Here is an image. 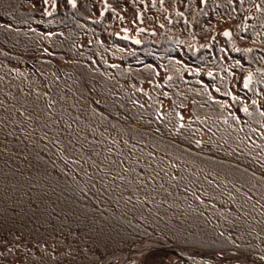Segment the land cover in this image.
<instances>
[{
    "label": "trees",
    "instance_id": "16d2710c",
    "mask_svg": "<svg viewBox=\"0 0 264 264\" xmlns=\"http://www.w3.org/2000/svg\"><path fill=\"white\" fill-rule=\"evenodd\" d=\"M262 113L264 0H0V264L259 253Z\"/></svg>",
    "mask_w": 264,
    "mask_h": 264
},
{
    "label": "snow or ice",
    "instance_id": "6c2138e0",
    "mask_svg": "<svg viewBox=\"0 0 264 264\" xmlns=\"http://www.w3.org/2000/svg\"><path fill=\"white\" fill-rule=\"evenodd\" d=\"M53 2H54V0H53ZM43 3H44V4H48V3H49V0H43ZM67 3H68L69 5H71L72 7H76V6H77V0H67ZM47 14H48V15H51V13H47ZM225 35H230V34H229V33H225ZM137 43H139V41H137ZM209 75H211V73H209ZM169 79H171V78H169ZM243 87H244V88H247V87H248V84L245 83V84L243 85ZM216 91L219 92L220 89L217 88ZM228 95H231V93H228ZM232 99H233V100H237V99H239V98L236 97V96H232ZM138 103H139L138 101H133V104H138ZM194 103H195V101H194ZM218 103H222V102L218 101ZM254 103H255V101H254ZM140 107L143 108L144 106H143V105H140ZM242 111L245 112V113H248L249 110H248L247 107H245V108L242 109ZM230 115H231V114H230ZM262 115H264V113H262ZM198 118H199V117H197V119H198ZM234 119L239 120V117H238V116H237V117H234ZM156 120H157L158 122H160V123H163V122H164V116H163L162 114H159V115H157ZM180 120H181V121L184 120V116H183V115L180 116ZM149 123L151 124L152 121H149ZM184 128H185V124H184V123H180V124H179V129H184ZM179 129H177V131H179ZM208 130L211 131L210 128H209ZM156 131L159 132L160 129L157 128ZM262 135H264V133H262ZM210 142H211V139H210ZM195 143H196L197 145H201V144H202V141H201V140H196ZM150 155H151V154H150ZM174 166H175V165H173V167H174ZM157 175H159V174L157 173ZM165 175H167V173H165ZM172 178H174V177H169V179H172ZM157 250H158V248H157L156 243H151V242H148V246H147V247H144V248H142V249L137 250V255L144 257V260H141V261L139 262V264H144V261L147 259V256H148V255H151L153 251H157ZM261 259H264V257H261Z\"/></svg>",
    "mask_w": 264,
    "mask_h": 264
},
{
    "label": "bare ground",
    "instance_id": "6f19581e",
    "mask_svg": "<svg viewBox=\"0 0 264 264\" xmlns=\"http://www.w3.org/2000/svg\"><path fill=\"white\" fill-rule=\"evenodd\" d=\"M153 243V242H151ZM148 244H141L130 250L129 252L119 253L111 257L110 262L116 264H138L141 260H144V257L137 255V250L147 247ZM264 255V251H262V255L256 257H243L236 255L229 259H223L230 263L237 262L238 264H264V259L261 257Z\"/></svg>",
    "mask_w": 264,
    "mask_h": 264
},
{
    "label": "rangeland",
    "instance_id": "374dc122",
    "mask_svg": "<svg viewBox=\"0 0 264 264\" xmlns=\"http://www.w3.org/2000/svg\"><path fill=\"white\" fill-rule=\"evenodd\" d=\"M132 28H139V26L137 24H134V23H126L123 26V28L120 30L119 34L121 36L130 38L132 40H136V36L134 35V33H132ZM117 254H119V253H117ZM114 255H116V254H114ZM114 255H112V256H114ZM112 256H109L102 264H116V263L110 262ZM262 257H264V255Z\"/></svg>",
    "mask_w": 264,
    "mask_h": 264
},
{
    "label": "water",
    "instance_id": "95a60500",
    "mask_svg": "<svg viewBox=\"0 0 264 264\" xmlns=\"http://www.w3.org/2000/svg\"><path fill=\"white\" fill-rule=\"evenodd\" d=\"M158 249L178 252V253L185 254V255H188V254L201 255V254H198V253H195L192 251H188V250L181 249V248H175V247H171V246H159Z\"/></svg>",
    "mask_w": 264,
    "mask_h": 264
}]
</instances>
